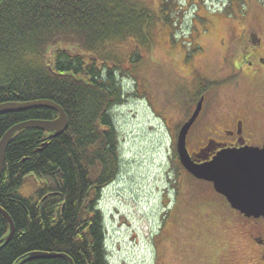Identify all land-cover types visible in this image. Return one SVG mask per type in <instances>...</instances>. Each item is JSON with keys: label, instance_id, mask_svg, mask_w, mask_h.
<instances>
[{"label": "trees", "instance_id": "obj_1", "mask_svg": "<svg viewBox=\"0 0 264 264\" xmlns=\"http://www.w3.org/2000/svg\"><path fill=\"white\" fill-rule=\"evenodd\" d=\"M236 1L241 8L244 1ZM162 8L157 13L137 0L0 1V104L51 100L70 121L52 138L40 129H23L7 149L0 207L15 231L0 245V264H69L62 257L24 261L41 251L67 254L74 264H108L98 202L122 170L112 111L125 102L121 80L137 79L153 30L167 23ZM59 44L82 52L57 48L50 69L47 50ZM56 116L45 107L2 114L0 141L16 124ZM32 182L34 192L24 198L20 192ZM9 233L0 213V241Z\"/></svg>", "mask_w": 264, "mask_h": 264}, {"label": "rangeland", "instance_id": "obj_2", "mask_svg": "<svg viewBox=\"0 0 264 264\" xmlns=\"http://www.w3.org/2000/svg\"><path fill=\"white\" fill-rule=\"evenodd\" d=\"M137 1L157 13L163 6L167 23L153 30V42L136 69L137 79L121 80L125 102L112 111L119 129L122 170L115 182L104 187L99 201L106 214L109 262L249 264L243 257L245 228L238 213L231 212L222 197L214 196L208 182L186 171L173 152L178 130L199 100L194 94L200 83L212 87L209 113L191 131V151L216 136L212 131L224 127L223 116L243 113L252 116L244 135L247 142L256 147L264 143V86L241 76L234 67L236 53L229 52L236 29L243 37L254 28L252 22L263 25L264 0L258 4L246 0L241 8L235 3L219 23L204 16L206 11L220 15L211 8L226 0H218L220 6L200 0L206 3L203 8L199 0ZM198 9L203 22L194 21ZM192 93L195 100H190ZM34 186L33 182L26 185L20 195L29 197Z\"/></svg>", "mask_w": 264, "mask_h": 264}, {"label": "water", "instance_id": "obj_3", "mask_svg": "<svg viewBox=\"0 0 264 264\" xmlns=\"http://www.w3.org/2000/svg\"><path fill=\"white\" fill-rule=\"evenodd\" d=\"M1 1V0H0ZM66 49H69L66 48ZM75 51L77 48L73 47ZM53 55L50 51L47 59ZM54 60L48 66L52 69ZM202 101L188 122L180 129L177 138V152L183 167L200 180L211 182L214 189L223 195L232 208L245 214L247 217H264V145L262 147L242 146L223 148L211 160L196 162L187 148L188 133L201 111ZM49 108L57 113L52 120H29L11 127L0 141V178L3 172L7 149L17 132L36 128L48 133V137H56L64 133L69 127V117L65 110L51 100H36L29 102L11 101L0 104V115L20 112L34 108ZM0 213L7 219L11 226V234L6 240H1L0 245L7 243L14 234V223L10 214L0 208ZM62 257L74 264L67 254L55 252H36L30 254L24 261L38 258Z\"/></svg>", "mask_w": 264, "mask_h": 264}, {"label": "flooded vegetation", "instance_id": "obj_4", "mask_svg": "<svg viewBox=\"0 0 264 264\" xmlns=\"http://www.w3.org/2000/svg\"><path fill=\"white\" fill-rule=\"evenodd\" d=\"M247 1L256 2L257 4L259 3L258 2L259 0H247ZM219 2L220 1L218 0H211V5L212 6L216 4L219 5ZM244 2L246 3V0ZM235 3L236 6H239L240 4L236 0H226L225 3L223 2L221 4V6L219 5L220 7H217L216 9L211 8V10L213 11L214 10L221 11L220 15H212L210 11H206V15L204 16V18H206L207 21H214L216 23H219L220 22L219 19L224 20L223 18L225 17L223 15L228 11H230ZM191 5H195V3L191 2ZM258 7L261 8V6ZM198 13H199V9L195 13L194 21L200 19ZM200 20L202 22L204 21L203 19ZM252 23L255 25L254 28L247 29L243 37L239 35L238 29L235 30V35L234 37H232L229 46L231 48L229 49V52L236 53L235 55L237 59L234 67L236 68L237 71H239V74L241 76L246 75L249 78L250 83L257 84L259 87H262L264 86V28H263L264 22L263 25L257 21H254ZM214 30L211 31V34L213 36H216L213 33ZM206 31L207 29L205 30V32ZM210 88H212L211 84L200 83L196 89L197 93L194 94V96L195 97L196 95L199 96L198 101H202V105H201L200 114L195 124H197L200 120L205 119L209 113L207 106L209 103L208 89ZM192 109L193 108H191V110ZM192 114L190 116H192ZM249 115L250 114L243 113L242 115L239 116L238 115L223 116L221 118V121L224 123V127L221 130H215V131L211 130L212 133L216 136L209 138L207 143L204 144L197 151H191L189 148V138L191 135V131L195 125L194 124L187 136V146L189 151L196 160L204 161L205 159L212 158L219 150L223 148L251 145L250 143L247 142L246 138L244 137L245 132L249 130V123L252 119V116ZM263 144L261 146H263ZM196 156L199 157L200 159L196 158ZM229 210L232 212L233 209L229 208ZM235 212L238 213L235 214L239 215L238 219H240V222H242L245 228V230L242 232L243 234L242 244H246V254L243 256L244 261H247L249 264H264V217L262 216L258 218L254 216L247 217L245 216V214H242L237 210H235Z\"/></svg>", "mask_w": 264, "mask_h": 264}, {"label": "bare ground", "instance_id": "obj_5", "mask_svg": "<svg viewBox=\"0 0 264 264\" xmlns=\"http://www.w3.org/2000/svg\"><path fill=\"white\" fill-rule=\"evenodd\" d=\"M6 134V133H5ZM4 134V135H5ZM99 201H100V199H99ZM98 204H99V202H98ZM1 208V207H0ZM4 210V209H3ZM14 223V222H13ZM10 224V223H9ZM14 229H15V225H14ZM15 231V230H14ZM10 234H11V226H10V233H9V235L6 237V239L10 236ZM6 239H4V240H6ZM33 253H36V252H33ZM30 254H32V253H30ZM29 254V255H30ZM56 258H58V257H56ZM38 259H47V258H38Z\"/></svg>", "mask_w": 264, "mask_h": 264}]
</instances>
